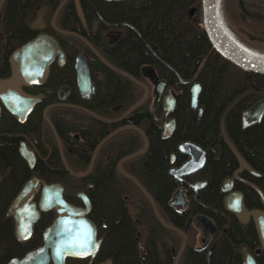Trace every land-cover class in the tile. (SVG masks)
Segmentation results:
<instances>
[{
  "label": "flooded vegetation",
  "instance_id": "1",
  "mask_svg": "<svg viewBox=\"0 0 264 264\" xmlns=\"http://www.w3.org/2000/svg\"><path fill=\"white\" fill-rule=\"evenodd\" d=\"M163 2L12 0L10 19L15 13L17 18L7 29L0 28V190L9 185L15 191L5 215L11 218L14 237V221L7 210L24 186L32 187L30 200L36 209L42 189L59 186L63 201L84 211L98 242L92 253L67 256L63 264H194L198 253L204 264H210L216 228L205 215L194 212L199 192L203 203L197 211L208 202L210 161L237 164L218 183L224 209L226 195L236 192L244 213L239 218L228 213L243 223L252 218V211L264 215V203L255 190L263 195L264 191L254 183L262 174L248 165L258 156L246 141L249 128L264 120V111L257 121L242 123L243 112L256 101L264 102V96L250 94L249 104L248 97L240 100L239 105L246 106L239 110L238 122L220 124V131L210 135L201 123V85L195 74L181 78L145 40L146 32L160 29L146 26V12L156 17ZM177 2H172L171 13ZM263 2L241 0L240 6L235 1L241 27L264 22ZM185 12L192 18L194 5H186ZM171 35L176 41L175 27ZM258 35L264 37V32ZM38 37H51L58 50L51 55L38 52V58H48L45 72L39 73V63L25 83L10 56ZM169 44L177 47V42ZM31 70L33 66L28 67ZM193 83L200 87L194 107L189 92ZM250 85L257 90L254 80ZM184 94L187 106L180 107ZM186 143L197 147L194 157L202 163L181 174L179 168L189 158ZM20 150L27 158L31 155V165ZM52 189L51 195L59 192ZM243 191L255 194L258 208L245 207ZM45 213L48 218L39 230L38 245L43 230L57 216L55 207L39 211L29 238ZM252 222L256 229L253 218ZM242 252V262L246 254L251 257ZM48 264H53L50 257Z\"/></svg>",
  "mask_w": 264,
  "mask_h": 264
},
{
  "label": "trees",
  "instance_id": "2",
  "mask_svg": "<svg viewBox=\"0 0 264 264\" xmlns=\"http://www.w3.org/2000/svg\"><path fill=\"white\" fill-rule=\"evenodd\" d=\"M12 0H4L0 9V28L7 29L17 18V13L10 19V4ZM164 0V7L156 17H150L146 12V26L160 28L156 32H146L145 40L151 46L155 45L157 55L165 62L171 64L181 78L195 74V80L201 85L199 104L203 107L201 123L206 124L210 135L214 136L220 131V124H235L238 122L239 110L246 106L239 105V101L248 97L264 96V75L254 74L240 70L219 56L209 45L201 26L199 0H178L177 9L171 13L172 2ZM248 1V0H244ZM264 1V0H262ZM183 2V3H181ZM223 17L232 34L246 46L264 52V37L258 33L264 32V22L258 21L248 28L239 24V12L234 0H221ZM183 4V5H182ZM193 4L195 14L192 18L186 16V5ZM264 4V2H263ZM264 11V8H263ZM177 30L176 41L172 40L171 29ZM250 27L252 29L250 30ZM250 32H254L251 38ZM248 34V35H246ZM262 36V37H261ZM171 42H177V47L170 48ZM162 44H169L167 48ZM198 62L195 63V60ZM254 80L257 90L250 85ZM185 90V89H183ZM243 91L244 95H237ZM184 93V92H183ZM204 93H207L204 95ZM180 107L187 106V94L179 101ZM247 144L256 149L258 159L250 162L255 171L262 174V178L254 179L255 185L264 191V120L257 126L249 128L246 134ZM250 146V147H251ZM1 164H5L2 161ZM237 164L231 161L209 162L208 191L209 197L206 206L197 208L203 203L201 192L198 193L199 203L195 204V213L200 212L213 223L216 230L212 236L215 241L211 252L210 264H241L242 251L245 250L252 257L254 264H264V252L251 217L243 223L228 213L223 206L219 181L231 174ZM10 186H1L0 192V264L12 256H20L30 248L40 243L39 230L45 224L48 214H41L35 224L32 236L24 242H17L13 237L12 221L5 215L9 202L15 196ZM244 205L247 209L258 208L257 198L251 191H243ZM194 264H204L202 253H198Z\"/></svg>",
  "mask_w": 264,
  "mask_h": 264
},
{
  "label": "water",
  "instance_id": "3",
  "mask_svg": "<svg viewBox=\"0 0 264 264\" xmlns=\"http://www.w3.org/2000/svg\"><path fill=\"white\" fill-rule=\"evenodd\" d=\"M240 6L241 0H235ZM201 26L207 42L211 48L222 58L227 60L234 67L264 75V52L249 48L238 40L223 21L221 0H200ZM192 14L188 16L191 17ZM58 47L51 37L36 38L23 44L17 52H14L10 59L18 63L17 71L19 77L25 83H28V76L35 73L41 67L39 73L45 72L47 56L38 58V52L57 51ZM39 63L41 66L39 67ZM33 66V70L28 71V67ZM184 80L182 82H189ZM199 85L193 83L190 88V105H196V98L199 92ZM200 110V109H199ZM264 111V102L256 101L252 106L246 109L242 114L243 126L247 123L257 121ZM251 117V120L247 119ZM189 154L188 160L179 168L181 174L189 173L201 165V161H196L194 152L197 153L196 146L186 143ZM23 157L31 165V155L27 158V153L20 150ZM198 157V156H197ZM224 183V182H223ZM25 185L21 192L10 204L7 214L11 215L14 221V237L17 241L27 240L31 234L32 225L38 217L39 211H44L49 207H55L57 216L51 224L43 230L41 235V244L28 250L20 258L12 257L6 264H48L49 257L53 264H63L65 257H79L85 253L95 251L98 242H94L93 229L89 228L88 221L83 217V212L77 210L63 201L60 194V187L57 185L45 187L42 189L38 201V209L30 200V191ZM194 189L199 187L198 183L192 185ZM54 188L58 193L51 195L48 191ZM222 190V189H221ZM225 192L224 190H222ZM261 202L264 203V195L255 190ZM226 210L232 213L236 218L243 215L244 209L241 203L240 195L236 192H230L225 197ZM252 218L256 225V230L264 250V215L258 211H252ZM209 248L207 256L209 255ZM242 264H254L251 257L246 254L243 257Z\"/></svg>",
  "mask_w": 264,
  "mask_h": 264
},
{
  "label": "rangeland",
  "instance_id": "4",
  "mask_svg": "<svg viewBox=\"0 0 264 264\" xmlns=\"http://www.w3.org/2000/svg\"><path fill=\"white\" fill-rule=\"evenodd\" d=\"M221 9H223V8H222V5H221ZM222 14H223V10H222ZM222 17H223V15H222ZM223 21L225 22L224 17H223Z\"/></svg>",
  "mask_w": 264,
  "mask_h": 264
}]
</instances>
